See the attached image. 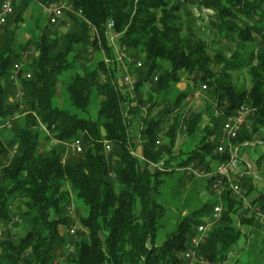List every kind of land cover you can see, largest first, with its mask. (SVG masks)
I'll use <instances>...</instances> for the list:
<instances>
[{"label":"trees","instance_id":"1","mask_svg":"<svg viewBox=\"0 0 264 264\" xmlns=\"http://www.w3.org/2000/svg\"><path fill=\"white\" fill-rule=\"evenodd\" d=\"M32 1L67 4L73 11L67 13L73 32L65 36L60 50L49 27L35 40L38 56L21 63L32 77L21 79L22 102L13 109L12 70L30 44L21 48L23 52L16 51L14 33L7 34V28L6 36L0 33V121L7 122L6 131L12 135L8 142L0 140V161L14 149L0 174V230L5 228L0 264H55L56 254L67 246L62 231L72 226L70 190L84 203L87 215L80 217V230L71 241L75 250L65 264H186L184 254L217 200L179 217L162 239L163 221L171 212L166 192L178 197L197 172L212 173L214 165L229 160V153H218L220 131L242 105L256 109L249 119L253 127L251 132L244 127L234 145L250 141L264 127V0H24L15 22L23 21V11ZM193 8L211 10L218 33L237 41L229 59L220 52L211 55L207 40L194 34ZM75 11L82 12L99 37L91 39V28ZM110 21L121 36V46L143 61V67L134 71L135 96L118 86L119 69L107 37ZM249 44L257 47L248 52ZM77 46L103 49L111 62L90 65L67 82L64 96L72 112L55 99ZM244 70L250 77L248 87L237 85L234 77ZM183 74L199 75L196 84L209 88L210 125L203 129L204 135L199 133L204 114L175 113L186 94L176 95L157 110L174 94ZM97 97L104 100L93 116ZM215 110L223 113L216 116ZM139 117L142 127L136 138L132 127L140 123ZM180 132L191 144L178 150ZM76 139L82 141L83 151L67 155L64 144ZM105 141L112 146L109 153ZM215 179L208 176L203 184L212 190ZM261 200L264 209V196ZM17 203L26 229L18 242L10 229ZM239 205L226 188L222 219L200 247L198 258L209 264L227 260L242 237L234 219Z\"/></svg>","mask_w":264,"mask_h":264},{"label":"rangeland","instance_id":"2","mask_svg":"<svg viewBox=\"0 0 264 264\" xmlns=\"http://www.w3.org/2000/svg\"><path fill=\"white\" fill-rule=\"evenodd\" d=\"M0 8L4 2V0H0ZM18 0H15L14 2V9L17 8V2ZM24 0H21V6L23 5ZM19 6V7H21ZM44 7H42L41 9L38 8L35 11V15H34V21H38V24L40 25V29L46 28V26L48 25V15H45L43 13L44 8L47 6V4H43ZM20 9V8H19ZM20 10H14V14L9 16L7 19L6 24H4L3 26L0 27V33L3 35L5 33V29H12L14 27L13 33L16 37V35L19 33L20 30H22V28L20 26L23 25V23H18L15 22L16 16L18 15ZM191 12L193 14V17L191 18L192 20V26L194 29V34L197 36V38H202L204 40H207L209 48H210V54L214 55L217 52L222 53L225 58L229 59L232 54H234V52L237 50L238 48V43L237 41L232 37V36H228V37H224L222 35H220L218 33V28H215V25L213 24L217 19L214 16V13L211 10H200L198 8H193L191 9ZM29 12H27L26 18H29ZM24 15V12H23ZM185 18V17H184ZM25 21V20H23ZM251 23H254L255 20H250ZM16 25V28L15 26ZM29 29L31 30V27H33V24L29 25ZM49 29L51 30L50 32L52 33L53 37H57L59 39V43H58V47L57 50H60L63 46V44L65 43V36L67 34H71L73 31V26L71 25V23L69 22V20H66L64 22H62V24H60V26H56V27H49ZM12 30L10 32H12ZM21 32V31H20ZM43 33V32H42ZM91 39H94V35L93 32L91 31ZM19 37H21V33H19ZM99 37V36H98ZM107 37H108V42L109 45L112 47V51H113V63L118 65V69H119V83L118 86L121 87V89H124L126 92H130L131 94H133L135 96L136 91H130L126 88V86L123 84V78L127 75V74H131V75H135L136 73L134 72L137 69L136 64L137 62H142L143 61H137L138 59V55H136V52H131V51H127L126 48L122 47L120 44V37L118 36V38L116 39L114 44H111L110 40H112V37L109 35L108 31H107ZM35 38V37H34ZM110 38V40H109ZM16 39V38H15ZM36 38L33 39H29V41H24L21 42L19 45V51L23 52V49H21L23 46H27V44H30L27 47V51L22 54V57L20 58V60L17 62V64H28L30 63L35 57L38 56V53L35 50V42ZM31 42V43H30ZM247 46V51L250 52L253 48H256L257 46L254 45H246ZM131 59V63L129 61H127V59ZM70 60L72 61V67L69 71H67L60 79L59 83H58V93H57V97L55 99V102L58 106H61L65 109H69L70 111H74V109H72L68 102L66 101V97L65 95V85L67 84V82L71 79V77L75 76L76 74H83L85 69L87 67H90V65H93L95 63H98L99 61H105L106 64H110L111 60L108 59L106 53L104 52L103 49L100 50H92L90 48H88L87 46H77V48L74 49L73 53L70 56ZM120 64H124V65H120ZM129 68V69H128ZM142 68V67H141ZM234 77L237 80V85L239 86H249L250 83V77L248 75V72L244 71H237L234 73ZM196 78V80L198 81L200 79V76H188L187 74H183V79L182 81H180V83L176 86L175 88V92L174 94H172L170 97H168L166 101H163L164 104L158 107V112H160L162 110V108L167 107L170 104V100L174 99V97L176 95H179L180 93L186 94L185 97L182 98L181 101V105H180V109L177 110V112L175 113H180L186 117H191L193 114L201 112L203 115V119L204 122L202 124L201 127V132L203 130V125L207 123V118H209V111H208V107L211 104V99H210V95L207 93L208 89H204L203 87L205 86L204 83L199 82L196 84V81L194 80ZM13 82V81H12ZM14 83V82H13ZM15 85V91H13V93L15 92V95L13 94V96L9 97L10 101H11V107L14 106L16 104L19 103V106L21 105L22 102V98L15 97L17 95L18 92H21L23 94V90L20 87L21 85ZM152 85H149V87H151ZM23 96V95H22ZM133 97V96H132ZM93 98L95 99V96H93ZM104 98L102 97H97L95 100V103L92 105V115L94 116L95 112L97 111L99 104H101L103 102ZM162 102V101H160ZM65 103V105H64ZM149 106V105H148ZM12 107V109L14 108ZM22 106L19 108V112H17V115L20 114L22 112ZM14 118H17L14 117ZM141 119L139 117V122H135V127H138V125H140V127H142V122ZM12 120H16L13 119ZM9 123V121H8ZM13 123V122H12ZM0 140L6 141L8 142L9 140H11L12 135H10V131H6V127L8 126L7 122L5 123V121H0ZM171 125V123H170ZM140 127H138V131H136V129L134 127H132V132L136 137L138 138V134L140 131ZM170 127V126H169ZM167 127V129L169 128ZM165 132V131H164ZM179 138L177 141V149L180 148H186L189 145V141H187V137L184 136L185 134L180 132L179 133ZM106 142V141H105ZM136 142V140H135ZM48 145V144H47ZM67 155L72 153V154H79V153H73L72 149H70V147H68L66 144H64ZM245 148H242V152H244ZM13 151L14 149H9L8 150V155L5 158H2L0 161V174H1V169L3 167V165H5L9 159H11V157L13 156ZM43 151V149H42ZM248 150H246L247 152ZM252 148L249 149L248 153H251ZM241 152V153H242ZM213 173V172H212ZM209 173V174H212ZM197 178L195 180L187 181V187L190 188V186H192L194 189L197 188L200 184L201 181L205 182V180H207L208 176L207 173L205 172H197ZM210 177V176H209ZM197 180L199 182H197ZM203 186H205V184H203ZM185 189H188V188ZM203 190V194H202V200L206 201L207 203L208 201L210 202V199L208 196H211L214 191V188L212 187V190H209L207 187L202 189ZM70 193L73 196L72 202L70 204V207H68V214L71 218V222H72V226L69 229H64L62 231V235L67 243L66 248L62 249V251L58 252L56 254V260H55V264H65V260L68 259L69 255L72 254V252H74L75 248L73 246V244L71 243V241L73 240V237H75L74 235H72V233L70 232L71 230L75 231V234L78 230H80V217H84L87 215V208H85L86 206L84 205V203L77 199L75 197V193L70 190ZM166 196L168 199H170L168 205L169 208V212L167 215V218L163 221L165 223V229L162 233V239L165 237L166 233H169L172 231V228L174 227L177 219H179V217L184 216L186 214L192 213V211H194V209L196 207H201L202 205H204L205 203H202V201L198 200V193L197 192H192L191 193V198L190 201H188L189 204L192 205H196V206H192V208H190V206L187 208V205L184 206L185 203H187L186 201L184 202V197L183 194H180L178 197H174V193L173 191L170 192V190L168 192H166ZM173 195V196H171ZM209 199V200H208ZM184 203V204H183ZM195 207V208H194ZM20 208H22V206H20L19 203H17V207H16V217L14 220V223L12 225V227L10 228L12 230V234L14 236L13 239H15L16 242H18L25 234L26 229L24 228L25 223L23 218L21 217L20 213L18 210H20ZM24 208V207H23ZM257 221V220H256ZM10 227V226H9ZM5 228H2V235L0 236V240H2L3 238V232H4ZM61 253H64L61 255ZM186 260V264H209L207 263L205 260H203V262L201 261L200 258H196V259H192V260Z\"/></svg>","mask_w":264,"mask_h":264},{"label":"built area","instance_id":"3","mask_svg":"<svg viewBox=\"0 0 264 264\" xmlns=\"http://www.w3.org/2000/svg\"><path fill=\"white\" fill-rule=\"evenodd\" d=\"M14 2L15 0H4L1 8H0V27L6 24L9 16L14 14ZM45 11L48 14V24L51 27L60 26L62 22L68 20L67 13L73 12L71 8L67 6V4L62 2L48 4L45 7ZM76 15L83 18L82 12H76ZM84 19V18H83ZM85 23L91 28L93 35L95 37L98 36L97 31L93 28L91 23L84 19ZM107 31L109 35L112 37L110 40L111 44H114L118 36H120L115 30V23L110 21L107 24ZM94 37V38H95ZM131 63V59H127ZM142 62H137L136 67H143ZM32 77L30 72H26L24 66L21 64H16L12 70L11 80L16 85H21L20 81L22 78L30 79ZM158 81V77L154 78V82ZM138 83L137 74L131 75L127 74L123 78V84L130 91H135L136 85ZM204 88V87H203ZM23 94L18 92L15 97L22 98ZM253 108L250 105H242L236 114L230 116L226 119L223 127H222V136L220 140V144L218 147V153L223 154L229 153L230 158L226 162H222L218 165L215 171L212 174H207V176H215L216 179L213 184V188L216 194V204L213 208L210 217L205 220V222L198 226L196 235L192 238L190 247L187 252L184 254V259L192 260L198 258V251L200 247L204 245L210 237V233L213 232L215 226L221 221L223 214V194L228 188L232 191V193L236 196L242 195V188L236 182V177L243 179L247 173H242L239 171V160H238V149L234 145L235 140L238 139L241 131L247 125L251 116H253ZM146 111L143 112L142 117L146 116ZM160 144V141L157 142ZM72 149L73 153H80L83 151L82 141L80 139H76L67 145ZM106 152L109 153L112 149V146L109 142H105ZM250 215L253 219L264 224V209L258 206H253L250 209ZM72 235H75V231H70ZM2 235V229L0 230V236ZM203 262V260L201 259Z\"/></svg>","mask_w":264,"mask_h":264},{"label":"crops","instance_id":"4","mask_svg":"<svg viewBox=\"0 0 264 264\" xmlns=\"http://www.w3.org/2000/svg\"><path fill=\"white\" fill-rule=\"evenodd\" d=\"M16 3H17V8H21L22 6H24V3L21 6V0H18ZM42 7H44L43 3L38 1H32L30 5H27L25 7L23 11L24 12L23 20L25 21L21 22L24 23L22 26H20L22 28V30H20L21 32L19 31V33H21V37H19V33L16 35L14 50L19 51L18 50L20 47L19 44L21 42L24 41L28 42L29 39L31 38L33 39L36 38V40L40 38L45 28L40 29V25L38 24V21H34V15L36 9L38 8L41 9ZM27 12H29L28 13L29 18H26ZM43 13L45 15H48L45 11V8L43 10ZM30 24L31 25L33 24V27H31V30H28ZM14 26L16 28V25ZM46 27H51V26H49L48 24ZM12 29H14V27ZM12 29L10 28V30L7 29L9 31L6 30L5 31L7 32V34H10L13 33ZM11 30L12 32H10ZM6 32L2 36L4 35L6 36ZM1 49L2 46L0 40V50ZM120 65L122 66L124 64H120ZM215 108L216 106H214V109ZM214 113L216 116H220L223 113V111L215 110ZM252 124L253 122L248 121L247 125L245 126V129L251 132V128L253 127ZM135 125L136 124L134 123L133 127L136 129V131H138L139 129L138 127H140V125H138V127H135ZM208 125H210V116L209 118H207V123L203 125V129ZM220 132L222 135V129ZM199 133L200 135H204L203 130L201 132V128ZM190 144L191 142L189 141V145ZM236 148L238 149L239 171L242 173H247L243 179L236 177V182L241 186L240 188H242V192H243L242 195L236 196L233 194L235 197L239 199V202L241 203V205L238 206L239 208L238 215H236L234 219H235V225L237 226L238 229H240L242 233V237L240 241L237 243V245H234L232 247L231 251L228 254V257L226 258L227 260L223 264H264V224L253 219V217H251L249 212L253 206L262 207V202H263L261 199L264 196V127L260 128L255 134H253L252 139L250 141H246L242 145ZM242 148H245L244 152L241 151ZM251 148H252L251 153H248L249 149ZM246 150L248 151L246 152ZM217 167L218 165L216 166L214 165L213 171H215ZM203 183L204 182L201 181L202 185L200 186L199 184V186L195 189L192 186H190V188L187 187L186 184V187L188 189H183V197H184V202L185 201L187 202L186 203L187 208L190 205H192L188 203V201H190L192 192L198 193L197 196L199 201H202V203H207V200L203 201L201 197L203 194L202 189L206 188V186H203ZM208 197L211 202L214 198H216L215 192H213L212 195ZM192 206H196V205H192ZM192 206H190V208H192ZM243 216H245L246 218L248 217V219L243 218ZM242 221H244V223H242Z\"/></svg>","mask_w":264,"mask_h":264},{"label":"bare ground","instance_id":"5","mask_svg":"<svg viewBox=\"0 0 264 264\" xmlns=\"http://www.w3.org/2000/svg\"><path fill=\"white\" fill-rule=\"evenodd\" d=\"M204 89H207V87H206V86H204ZM244 105H247V104H244ZM255 111H256V109H255V108H253V115L255 114Z\"/></svg>","mask_w":264,"mask_h":264}]
</instances>
